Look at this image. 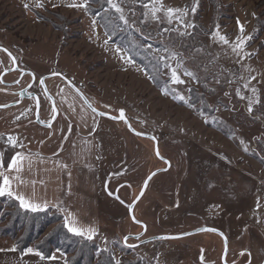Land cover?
<instances>
[{"label": "rangeland", "instance_id": "obj_1", "mask_svg": "<svg viewBox=\"0 0 264 264\" xmlns=\"http://www.w3.org/2000/svg\"><path fill=\"white\" fill-rule=\"evenodd\" d=\"M220 1L222 11L212 32L203 34L202 46L195 48L199 56L182 58L183 54L170 51L166 57L163 75L171 88L169 95L155 89L121 48L105 43L103 31L85 8L69 6L82 4L83 0H0L2 150L10 145L13 151L54 152L71 131L72 124L57 98L59 87L68 85L58 76H50L45 78L43 93L39 92V77L27 67L33 64L50 68L43 75L62 74L96 111L118 117L123 110L134 130L155 138L160 158L168 162L167 167L155 155L153 141L134 135L126 122L94 114L90 131L96 148L100 205V228L94 238L99 247L113 250L116 261L139 258L142 264H222L224 243L219 233L202 231L138 243L147 237L180 235L200 227L220 230L226 239L227 264L264 261V166L257 147L251 151L254 138L264 134V108L248 110L264 94V29L256 33L254 30L256 19L264 22V3L255 10L256 0ZM113 3L123 9L124 20L132 11L128 5L134 11L141 6L142 18L136 31L151 43L163 41L162 27L171 30L174 38L185 37L195 24L208 28L212 17L208 0H158L156 19L149 0ZM144 3L149 4L147 9L142 7ZM169 8L180 11L169 18ZM217 30L228 43L213 35ZM241 40L245 43L240 44ZM38 45L56 48L52 56L57 60V54L65 52L80 66L83 75H71L65 63L54 65L50 55L27 58L25 50ZM206 50L213 61L229 70L227 79L212 78L208 82L216 89V95L208 98L210 105L217 96L222 99L211 117L189 105L188 90L199 88V82L184 69L194 70L190 60L201 62ZM233 67L238 69L235 76ZM173 70L181 83L171 79ZM199 76L203 78L200 71ZM32 77L29 91L36 94V99L17 95L19 89L32 82ZM36 105L39 121L52 120L50 126L35 122ZM216 123H221L227 136L215 128ZM9 136L15 147L7 142ZM155 170L160 171L148 181L133 207L132 221L128 207L145 178ZM8 205L0 203V216L11 210ZM6 219H0V227L7 225ZM137 223L144 224L145 229ZM141 232L139 238L131 237ZM125 236L128 239L123 242ZM12 245L13 240L0 236L1 249ZM125 248H130L129 252ZM28 249L33 250L32 244ZM57 255L61 256L53 252V256Z\"/></svg>", "mask_w": 264, "mask_h": 264}, {"label": "trees", "instance_id": "obj_2", "mask_svg": "<svg viewBox=\"0 0 264 264\" xmlns=\"http://www.w3.org/2000/svg\"><path fill=\"white\" fill-rule=\"evenodd\" d=\"M83 1L84 3L87 2V15L92 17L100 26L107 43L115 44L121 48L128 58L141 68L155 89L169 95H172L171 88L168 79L163 75L169 52L174 51L177 54H183L184 57L182 58L189 55L199 56L200 53L195 48L202 46L201 37L203 34L209 35L212 32L216 17L222 11L220 0H208L212 11L208 28L195 24L185 37L174 38L171 36V30L162 27L160 31L165 35L163 41H152L151 43L136 31L142 18L141 6L134 11L133 7L128 5L132 11L126 19L127 23H125V20L120 19L118 13L108 4L107 0ZM263 3L264 0H256L254 9L257 10ZM256 20L254 23L255 33L264 29V22H257ZM210 56L212 57L206 50V53L201 56V62L196 63V59L190 60V63L195 65L194 70L188 67L184 68L186 72L191 71L192 76L199 82V88L190 87L188 90L189 105L193 106L197 112L209 117L214 116L215 107L221 103L222 99L217 96L213 104L210 105L208 98L216 95V89L208 82L212 78L225 80L229 72L225 67L223 68L222 65L213 61ZM216 64L219 65L217 69ZM232 70L234 71L233 75H237V67H233ZM199 71L202 72L203 78L199 76ZM263 99L264 94L260 96L252 112L261 111L260 109L264 108ZM222 105L225 106L224 103ZM219 124L221 123H216L215 128L227 136ZM254 147H257L258 152L261 153L262 157L259 158L263 161L261 163L264 166V134L254 138L252 152L256 150ZM11 154L12 147L10 145L3 148L2 163L4 167L7 166ZM1 202L10 204L8 207L11 210L0 216V219H4V216L7 217V225L0 227V236L9 237L13 240V247L19 254L25 253L32 244L34 252H40L45 259L52 258L53 252H58L62 256L64 264H142L143 262L139 258L133 261L121 258L116 261L113 250L99 247L94 237L86 238L68 231L63 222L62 214L57 210L47 208L30 211L22 208L16 200L7 196H0ZM49 227L48 232L44 233ZM43 233L44 235L40 238ZM125 249L130 250V248Z\"/></svg>", "mask_w": 264, "mask_h": 264}, {"label": "crops", "instance_id": "obj_3", "mask_svg": "<svg viewBox=\"0 0 264 264\" xmlns=\"http://www.w3.org/2000/svg\"><path fill=\"white\" fill-rule=\"evenodd\" d=\"M56 48L43 45L25 50V56L30 59L45 58L50 55L54 65L65 63L66 70L75 77L83 75L80 66L65 55L58 53L59 60L52 56ZM30 71L42 76L49 67H38L28 64ZM54 67V66H53ZM76 74V75H75ZM58 104L72 124L71 131L63 140V144L54 152L39 153L29 149L12 150L11 158L19 154L24 157L18 159L20 171H7V166L0 168L10 178V197L18 202L16 197H23L26 204L36 206L23 207L30 211L52 208L63 216L64 224L78 228L86 238L96 237L99 231V187L98 171L95 158V141L90 131L95 122V115L86 107L83 101L76 97L72 90L65 85L59 87ZM0 162H2V149L0 147ZM2 183V179H0ZM258 214L257 210L254 212ZM257 216V215H256ZM67 228V227H66ZM68 229V228H67ZM12 246L0 248V264H64L61 256H52L50 259H41L28 250L19 254Z\"/></svg>", "mask_w": 264, "mask_h": 264}, {"label": "snow or ice", "instance_id": "obj_4", "mask_svg": "<svg viewBox=\"0 0 264 264\" xmlns=\"http://www.w3.org/2000/svg\"><path fill=\"white\" fill-rule=\"evenodd\" d=\"M107 2H108V4L112 8L115 9V11L117 13H120L121 14L120 19L121 20H124L123 9L119 6V4L118 3H113V0H107ZM133 2L134 3H139V0H133ZM149 2L153 5V8H152V16H153L154 19H156L157 18L156 17V13H157V11L160 10V9H157L155 7V4L158 2V0H149ZM37 6H42V5H37ZM69 6H71V7H81V8H85L86 9L87 8V2L82 3V4H79V5H69ZM25 7L27 8V5H25ZM142 7H144V8L147 9L149 7V4L148 3H144V4H142ZM179 11L180 10H178V9H171V8H169V9H167V15L169 16V18H171L175 14L179 13ZM192 11L195 12V8H193ZM181 15H183V13H181ZM125 23H127L126 20H125ZM237 23L239 25V21H237ZM240 31H241V33L243 32V26L242 25L240 26ZM213 35L214 36H217L220 41H223L224 43H228L227 38L225 36H223V35H219L218 30H217V32L213 33ZM105 43H107V41H105ZM244 43H245V40H241L240 41V44H244ZM233 51L235 52V51H237V49L236 48H233ZM186 74L189 75V76L192 75V73H186ZM171 79L173 80L174 83H181L182 82V81H180L177 78V75H176L175 70L172 71ZM252 79H255V77H252ZM44 83H45V78L42 77L40 79V84L43 86ZM252 91L255 93L256 92V89L253 88ZM237 95H239V92H237ZM241 99H243V97H241ZM248 110H249V112H251L252 111V108L249 107ZM93 111H95V109H93ZM52 112L55 114V112H56L55 107L52 108ZM100 115H103V113H100ZM110 118L116 119V117H110ZM119 118L120 119H124V112H123V110L120 111V117ZM138 135H141V134L138 133ZM7 142L11 143L12 146L15 147V142L13 140V137H11V136L7 137ZM18 159L19 160H23L24 157L19 156V154H17L16 156H13L11 158V162L7 164V171L8 172H11L14 169V167H15V171H17V172H19L21 170L20 167L17 166L18 165ZM3 167H4L3 163L0 162V168H3ZM0 179H2V183H0V196L5 195L6 193H7V195L12 196L13 193L9 190L10 189V178H9V176L6 175L4 171H0ZM146 183L147 182H145V186H146ZM142 194L143 193H141V195ZM16 198L20 200L21 206H23V207H32L33 210H36V206L30 205V204H26L25 201H24V199H23V197H16ZM65 227L68 228V231H70V232H72V233H74L76 235H82L83 234L78 228H75V227L71 226L67 222L65 223ZM89 238H91V237H89ZM127 239L128 238L125 237V241H127ZM28 252L31 253V252H33V250L32 249H28ZM34 254L40 256L41 259H45V257L40 252H35Z\"/></svg>", "mask_w": 264, "mask_h": 264}, {"label": "water", "instance_id": "obj_5", "mask_svg": "<svg viewBox=\"0 0 264 264\" xmlns=\"http://www.w3.org/2000/svg\"><path fill=\"white\" fill-rule=\"evenodd\" d=\"M69 85H70V87L73 89V91L74 92H76L77 93V95L81 98V100L84 102V104L93 112V113H95L96 115H98V116H102V117H106V118H109V119H111V120H122V121H124V122H126V119L124 118V119H120L119 117H120V115L118 116V117H116V119H112V118H110V117H115V116H112V115H108V114H104L103 113V115H100V113L101 112H98V111H93V107L90 105V103L88 102V100L80 93V91L74 86V85H72V84H70L69 83ZM42 86V85H41ZM43 87V89L45 90V88H44V85L42 86ZM24 92H25V89H23L22 90V93L24 94ZM28 96H32V94L31 95H28ZM37 105H36V112H35V121H36V123H38V124H41L40 123V121H39V119H38V110H37ZM126 124H127V126H128V128H129V130L134 134V135H136V136H141V137H146V138H148V139H150V140H152L153 141V143H154V153H155V155L160 159V160H162V161H164V163L166 164V166L168 167V162L166 161V160H164V159H162V158H160V156H159V153H158V148H157V145H156V140H155V138L153 137V136H151V135H146V134H142V133H140V132H137L136 130H134L129 124H128V122H126ZM45 126H49L48 124L47 125H45ZM138 133H140L141 135H138ZM160 170H155V171H153V172H151L146 178H145V180L143 181V183H142V185H141V189H140V191H139V194L137 195V197L135 198V200L131 203V205L128 207V215H129V217L131 218V220L132 221H134V219H133V217H132V209H133V207L135 206V204L138 202V200L141 198V193H143L144 192V190H145V182H147L148 183V181L152 178V176L154 175V174H156L157 172H159ZM147 183H146V185H147ZM142 228H143V230L145 229V226H144V224H142V223H138ZM206 230H209V231H211V230H215V229H212V228H209V227H200V228H197V229H194V230H192V231H190V232H188V233H183V234H180V235H156V236H152V237H147V238H145V239H142V240H140L138 243H144V242H148V241H152V240H159V239H169V238H176V237H181V236H186V235H188V234H193V233H197V232H202V231H206ZM143 232V231H142ZM142 232L139 234V235H135V236H131V237H133V238H139V236H141V234H142ZM125 237H127L128 238V236H125ZM125 237L122 239V241L123 242H125ZM129 246H131V245H129ZM223 263H224V260H223Z\"/></svg>", "mask_w": 264, "mask_h": 264}, {"label": "flooded vegetation", "instance_id": "obj_6", "mask_svg": "<svg viewBox=\"0 0 264 264\" xmlns=\"http://www.w3.org/2000/svg\"><path fill=\"white\" fill-rule=\"evenodd\" d=\"M50 76H58L59 78H61V80H63V82H65L67 85H68V87L73 91V89L70 87V85H69V81L62 75V74H60V73H58V72H53V73H48L47 75H42V76H40L39 78H38V91L39 92H42L43 93V91H44V89H43V87L41 86V84H40V79L43 77V78H47V77H50ZM33 82H34V78L32 77V82L30 83V84H28V85H26V86H24V87H22L21 89H19L18 91H17V95H19V96H21V95H23V96H25V97H33L34 99H36V94L35 93H33V92H30L29 90H30V87L32 86V84H33ZM71 84V83H70ZM23 89H25V92H24V94L22 93V90ZM74 92V91H73ZM76 93V92H75ZM32 94V96H28V95H31ZM77 94V93H76ZM79 97V96H78ZM80 98V97H79ZM81 99V98H80ZM49 100V102H50V104L53 106V100H52V98H51V96H48V99H47V101ZM84 103V102H83ZM36 104H37V101H36ZM87 107V106H86ZM95 114V113H94ZM96 115V114H95ZM36 122V121H35ZM41 123V122H40ZM51 123H52V120H48V122H43V123H41V124H39L40 126H44L45 127V125H51ZM38 124V123H37ZM71 129V128H70ZM69 133H70V130H69ZM164 162V161H163ZM138 224V223H137ZM209 228H211V227H209ZM212 229H215V228H212ZM206 231H209V230H206ZM211 232H215V233H219L221 236H222V239H223V243H224V251H223V255H222V257H221V261H222V264H227L226 262H225V255H226V252H227V244H226V239H225V237L222 235V233L220 232V230H217V229H215V230H211ZM223 260H224V263H223ZM262 264H264V261L262 262Z\"/></svg>", "mask_w": 264, "mask_h": 264}]
</instances>
